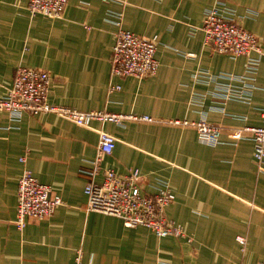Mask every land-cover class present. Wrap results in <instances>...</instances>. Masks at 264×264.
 Listing matches in <instances>:
<instances>
[{
  "label": "crops",
  "instance_id": "1",
  "mask_svg": "<svg viewBox=\"0 0 264 264\" xmlns=\"http://www.w3.org/2000/svg\"><path fill=\"white\" fill-rule=\"evenodd\" d=\"M219 2L258 37L262 55L255 70L246 67L245 55L233 57L204 43V15L218 0H67L59 18L31 16L26 0H0V96L22 65L49 73L52 104L162 120L205 119L224 128L219 141L204 143L194 127L167 122L92 120L81 126L51 112L12 120L0 111V264H73L78 248L82 264L264 261V170L253 159L252 139L234 142L229 134L242 125H264V0ZM108 9L123 12V28L157 41L155 74H110L118 26L106 18ZM227 72L246 77L232 81L233 93L244 99L216 93L228 83L218 74ZM204 74L212 75L210 81ZM110 84L120 87L109 90ZM101 129L114 145L100 169L138 168L146 193L166 182L175 197L165 215L189 239L158 236L146 226H125L117 216L86 210L89 176L82 171L92 166ZM25 167L62 202L20 229L14 219ZM237 235L246 236L245 250Z\"/></svg>",
  "mask_w": 264,
  "mask_h": 264
},
{
  "label": "built area",
  "instance_id": "2",
  "mask_svg": "<svg viewBox=\"0 0 264 264\" xmlns=\"http://www.w3.org/2000/svg\"><path fill=\"white\" fill-rule=\"evenodd\" d=\"M219 1L205 12L202 24L204 43L211 45L217 52L233 57L245 55L246 67L252 71L255 70L262 55L258 37L239 25L229 11L220 6ZM66 3L67 0H26L31 16L40 13L51 18L61 17ZM122 13V11L108 9L106 14V18L118 26L110 56V74L137 78L155 74L159 65L155 57L157 41L123 28L121 26ZM252 51H255L257 55L251 56ZM221 77L226 78L228 83L224 86L220 85L222 91L216 90L217 94L226 99L245 98L240 92L234 94L232 87L234 79L245 81V76H235L227 72L218 74L217 78ZM202 78L210 81L212 75L204 74ZM49 84L50 75L46 70L19 65L15 69L12 84L7 87L6 93L0 96V111L7 112L12 120L20 118L23 113L51 112L81 126L89 125L92 120L102 123L114 122L119 125L127 120L167 122L194 127L199 140L204 143L219 141L224 129L221 125L205 119L198 121L162 120L147 114H124L107 110L81 111L69 106L52 104L47 101ZM119 87V85L110 84L109 90ZM229 134L234 142L245 137L252 139L254 142L253 159L258 169L264 170V125H242L232 128ZM113 145L114 137L105 130H99L97 151L92 160V166L82 171L89 176L84 186L87 198L86 210L117 216L125 226H146L158 236L171 235L189 239L183 226L165 215V207L175 197L166 182H162L156 192L146 193L139 182L138 168H128L124 173H118L109 167L100 169L103 157L112 152ZM19 159L23 162L25 157L21 156ZM100 170L102 179L97 182L94 177ZM61 202L60 195L49 184L38 181L33 172L25 167L17 184L14 223L21 229L29 218L41 219L52 214ZM236 240L241 249L245 250L246 236L237 235ZM81 259L82 250L78 248L73 264H82ZM255 264H264V261Z\"/></svg>",
  "mask_w": 264,
  "mask_h": 264
}]
</instances>
